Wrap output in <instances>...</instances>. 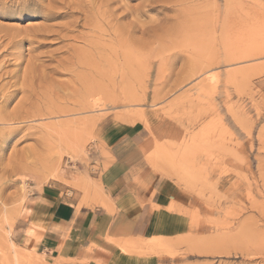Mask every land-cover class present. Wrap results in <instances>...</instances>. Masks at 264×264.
Wrapping results in <instances>:
<instances>
[{"label":"rangeland","instance_id":"rangeland-1","mask_svg":"<svg viewBox=\"0 0 264 264\" xmlns=\"http://www.w3.org/2000/svg\"><path fill=\"white\" fill-rule=\"evenodd\" d=\"M69 1L72 9L48 21L37 0H0V264H30L13 249L39 264H87L29 247L19 232L35 192L67 160H88L109 121L143 126L149 147L159 144L157 165L146 162L185 228L108 243L147 256L146 264H264V0H157L154 10L141 7L147 0H114L141 7L142 25L154 27L136 33L133 62L120 56L112 31L84 27L82 0ZM77 18L74 32L61 29ZM30 20L35 31L55 30L32 41ZM17 31L19 45L9 46ZM92 42L98 49L80 59L77 76L63 70L67 45L88 50Z\"/></svg>","mask_w":264,"mask_h":264},{"label":"crops","instance_id":"crops-1","mask_svg":"<svg viewBox=\"0 0 264 264\" xmlns=\"http://www.w3.org/2000/svg\"><path fill=\"white\" fill-rule=\"evenodd\" d=\"M149 146L143 126L104 124L89 159L67 160L32 196L20 240L87 264L148 263L147 256L125 252L105 238H172L185 228L170 209L175 198L147 165Z\"/></svg>","mask_w":264,"mask_h":264},{"label":"bare ground","instance_id":"bare-ground-1","mask_svg":"<svg viewBox=\"0 0 264 264\" xmlns=\"http://www.w3.org/2000/svg\"><path fill=\"white\" fill-rule=\"evenodd\" d=\"M26 1L31 2V1H34V0H26ZM156 2H158V1L157 0H147V2L145 4H143L141 7L143 9H147V10H154V9H156V6H155ZM114 3H115L114 0H82L81 7L80 6H79L80 8L78 7L79 8V13H80V17L79 18H82L81 20L84 21L83 22L84 27L85 26L86 27H89V28H91L92 31L95 30V29H99L101 27H102V29L103 28H107L108 30L112 31L113 33L111 32V35L114 34L112 36V38H113V40H115L116 43H118V46L117 47H119V49L122 51V52H120L121 53L120 56H123L126 59L129 58V60L131 62H133V61L137 60V58L139 56V47L137 45L138 44V37L136 36V33L137 32H140V31L142 33H145V32L150 31L151 29L153 30L154 27L153 28H150L149 27L150 29L147 30L148 27L146 26L147 28H145L142 25L141 20H140V17H139L140 16V13H141V7H132V8L127 9V8H125L124 5H122V6L121 5H118L117 6V5H114ZM37 5H38L37 9L41 10L42 13H43L44 20H48V21L63 16L64 10L72 9V5H71V2L69 0L68 1L67 0H48V3L47 4H44L43 1H38L37 0ZM161 7H163V9L167 8V6H162V5H161ZM60 9L62 11H60ZM127 16H129V18H130L129 21L126 24L122 23V19L123 18H126ZM79 18H77L76 20L67 22L64 26L61 27V29L64 28V29H67L69 32H74V29L76 28V26H78L77 24H79L81 22V20H79ZM165 21L166 22H170L169 20H165ZM36 22L37 21H31L30 20L29 23H28V25H26V27L24 26L25 27L24 28V31L27 32V34L30 36V38H31L32 41H33V39H36L41 32H44V33L47 32V31L48 32H53L55 30L53 28V25L51 24L52 26H50V25H47V27L45 26L46 27L45 29L44 28H42V29L41 28L40 29L39 28L36 29V31H37L36 32L35 31V28L36 27L35 28L33 27V25ZM36 24H38V22ZM199 24L201 25V21L199 22ZM45 25H46V23H45ZM110 31H108V32H110ZM30 32H34V33L31 34ZM38 32H40V33H38ZM44 33H42V34H44ZM19 35H21V32L20 31H17L15 34H10V37H9L10 40H8L9 41L8 42L9 46H11L10 44H13V43H16L17 44L18 43V41H16L15 39ZM92 36H90V37H92ZM88 37L89 36H85L83 34H81V35L65 34L64 35V38H66V40H68V41L74 40V42H75V40H79V41L80 40H83L84 42H86V41H88ZM92 40H93V38H92ZM246 41H247V44H248V43H250V42L253 41V38H247ZM260 43H262V42L259 40L257 42V45H259ZM17 45H19V44H17ZM66 47L65 48L67 50V54L68 53L70 54V52H72V54H70V56L67 59H65L67 61H65V62L61 61V62H63V65H64L63 66V70H65L66 72H69L70 74L72 73L74 76H77L78 75L77 72L80 69V65L85 63V61L83 62L80 59L83 58L85 60L86 57H89L90 55L93 54V52H95L98 49L97 44H95L93 42L91 44L88 43V50H86L87 48L86 49H78V48H75V46L74 45H71V44L70 45H67ZM11 54H13V53H11ZM13 58H16V57H13ZM27 65H29V64L27 63ZM26 67H28V66H26ZM105 79H106L105 78V74H104V72H102V74H101V80L104 82ZM99 89H100V86H98L97 88H95L96 91L99 90ZM101 89L103 90V91H101V93H103L104 90H105V88L103 89L101 87ZM93 95H95V94H93ZM5 99H6V97H5ZM95 103H96V100H94V104ZM99 103H101V102L99 101ZM95 105H97V104H95ZM10 119H8L7 122H10ZM15 122H17V121L15 120ZM1 136L2 137H5V134L2 133ZM153 146L154 147H152V148L149 147L146 150V158L149 160V162H151L154 166H156L157 165L158 158L160 156V153H159V150H158L159 149V144H154ZM108 240H111V238H108ZM13 253H14V256H15L16 259H18V257L20 256L23 260L29 262L30 264H39L38 260L36 258H34L32 255H25L26 253L25 254H21V252L19 250H16V249H13Z\"/></svg>","mask_w":264,"mask_h":264}]
</instances>
